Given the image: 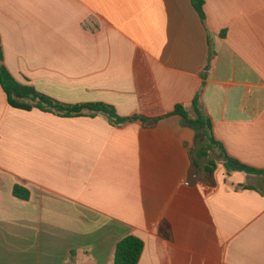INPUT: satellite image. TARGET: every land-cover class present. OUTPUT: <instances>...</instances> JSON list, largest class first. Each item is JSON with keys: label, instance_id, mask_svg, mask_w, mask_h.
<instances>
[{"label": "crops", "instance_id": "0c3cea01", "mask_svg": "<svg viewBox=\"0 0 264 264\" xmlns=\"http://www.w3.org/2000/svg\"><path fill=\"white\" fill-rule=\"evenodd\" d=\"M202 1L203 22L190 0H0L18 84L161 119L15 110L0 88V264H112L129 236L138 264H264V177L227 175L217 152L206 173L194 130L169 116L201 91L226 156L264 171V0Z\"/></svg>", "mask_w": 264, "mask_h": 264}, {"label": "trees", "instance_id": "16d2710c", "mask_svg": "<svg viewBox=\"0 0 264 264\" xmlns=\"http://www.w3.org/2000/svg\"><path fill=\"white\" fill-rule=\"evenodd\" d=\"M192 8L198 15L199 19L204 21L203 1L190 0ZM223 37V34L220 35ZM0 88L6 97L8 106L15 110L29 112L38 110L42 113L52 114L60 118H78V117H95L97 115L104 116L111 127H120L127 123L141 122L155 124L161 119L146 120L137 116L131 118L119 117L115 110L106 104L91 103L65 105L58 103L48 97L37 94L33 88L18 84L8 73L2 63V53L0 48ZM201 91L194 97L190 111H187L183 106L177 105L169 116L179 117L185 126L194 130L196 134V144H199L197 157L206 161L204 171L212 174L215 164L211 155L217 152V157L222 161L223 168L227 175L233 172L243 173L248 176L264 177V171H258L248 168L239 162L226 156L222 146L215 141L211 122L205 115L200 100ZM12 196L21 201H27L29 193L19 186H14ZM158 235L164 240H171L169 226L166 223H161L158 227ZM142 242L132 236L120 240L114 250L112 264H138L142 254Z\"/></svg>", "mask_w": 264, "mask_h": 264}, {"label": "rangeland", "instance_id": "374dc122", "mask_svg": "<svg viewBox=\"0 0 264 264\" xmlns=\"http://www.w3.org/2000/svg\"><path fill=\"white\" fill-rule=\"evenodd\" d=\"M213 158V157H212ZM213 159H215V157L213 158ZM217 161V160H216Z\"/></svg>", "mask_w": 264, "mask_h": 264}]
</instances>
